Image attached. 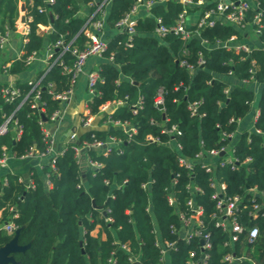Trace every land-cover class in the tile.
<instances>
[{
  "label": "trees",
  "instance_id": "1",
  "mask_svg": "<svg viewBox=\"0 0 264 264\" xmlns=\"http://www.w3.org/2000/svg\"><path fill=\"white\" fill-rule=\"evenodd\" d=\"M101 3L104 0H97ZM160 1V0H155ZM198 1V0H196ZM204 8L214 6L215 0H208ZM247 14V21L253 25L254 16L261 12L262 33L258 37L260 45L253 44L250 54L235 52L221 47H213L217 40L227 41L236 35L245 39L244 33L225 23L218 22L214 27L202 30V37L209 42L206 46L197 38L183 41L174 32H168L162 38L156 35V18L163 19L164 24L172 26L184 5L181 1L156 3L150 10L142 9L138 15L133 45L127 46L128 33L118 30L116 24L131 10L136 0H107L106 27L115 30L107 35L109 50L100 64L103 82L96 85V94L89 101L90 112L106 119L127 121L137 127L131 137L123 129L107 128L83 132L80 140L95 138L106 140L113 135L123 140L122 154L112 151L104 155L98 150H89L88 155L102 163L99 170L88 168L86 181H82V166L75 158L72 146L56 158L57 172L52 174L54 188L47 190L43 174L34 170L36 187L25 189L18 181V176L7 173L8 184L0 179V228L8 220L9 207L15 205L19 215L14 218L18 228L19 244L31 247L24 253H16L21 264H135L130 255H138L142 264H159L160 253L156 246L158 234L162 238L176 239L171 233V225H179L174 208L167 200V190L175 192L181 209H186L185 202L190 196L187 183L194 178L204 193L197 199L205 207V219L208 230L212 233L213 248L210 250L209 264H227L222 257L231 250L224 247L228 234L214 227L210 215L214 212V201L207 172L201 165H195L189 172L178 163L177 152L165 143H151L148 136L160 137L163 142L172 135L162 132L164 127L176 125L181 134L175 135L183 145L182 153L188 157L201 149L219 147L230 142L222 139L221 133H232L238 128V120L250 114L254 103L260 114L255 121V130L242 133L235 145V153L240 162L251 158L244 165L235 169L231 166H218L215 176L227 184V193L243 194L248 187L258 186L264 189V0H252ZM91 0H55L48 5L44 0H27L25 3L27 22L30 31L26 35L24 54L9 68L11 74L20 73L26 68L25 59L35 50H41L47 43H55L59 38L66 42L76 40L77 45L87 41L82 28L88 16L94 12L89 7ZM20 0H0V33L7 35L16 29L20 16ZM38 6H45L48 12H41ZM88 8V12L84 10ZM192 9H188L191 13ZM50 13L53 14L51 18ZM51 26L45 36L38 33L39 26ZM251 42V41H250ZM205 57L204 66H197L191 71L181 65L182 60L197 65L199 53ZM114 54V61L109 57ZM60 54L56 51V55ZM65 63H72L74 56L70 51L61 56ZM253 61L255 62L253 64ZM256 68L250 73L251 68ZM233 70V76L229 71ZM254 77L260 87L255 92L253 83L244 84L243 80ZM53 81L55 92L61 93L70 87V79L63 74V67L57 63L47 73L41 90V101L45 103V114L49 117L60 108V103L46 88ZM8 83L0 85V90ZM22 95L12 103L0 94V125L3 113H14L23 125V134L15 139L12 131L0 137V155L3 147L17 155H23L32 147L44 149L43 129L40 125V110L32 107V95L19 107L24 96L31 90L28 83H20ZM230 87L229 92L226 90ZM163 90L164 109H160L156 100ZM123 100L124 104L112 113L104 114L101 107L107 103ZM142 100V104L133 108ZM198 102L197 113L192 114L189 105ZM166 118H163V115ZM95 134V137L93 136ZM49 168L46 167L47 171ZM191 174V175H190ZM178 176L176 185H172ZM153 180L146 188L143 183ZM107 181H109L107 183ZM114 195V197H111ZM95 204V205H94ZM105 208H110L108 216L113 222L105 220ZM127 210H130L128 213ZM249 217L243 216L245 223ZM255 223L252 221L250 225ZM260 237L248 250L256 264H264V218L257 221ZM100 227L97 235L92 232ZM158 230V233L154 232ZM15 233V232H14ZM13 234L0 229V246L10 241ZM105 234V238H102ZM128 244L131 253L121 247ZM245 243L240 240L234 244V252L242 254ZM194 244L178 242V249L171 251L173 264H184L188 251ZM112 259V261H110ZM243 264H253L244 261Z\"/></svg>",
  "mask_w": 264,
  "mask_h": 264
},
{
  "label": "built area",
  "instance_id": "2",
  "mask_svg": "<svg viewBox=\"0 0 264 264\" xmlns=\"http://www.w3.org/2000/svg\"><path fill=\"white\" fill-rule=\"evenodd\" d=\"M33 1V0H30ZM169 0H136V3L131 8V10L123 17L117 24L118 30H122L128 33L127 46L131 47L133 45V37L136 33V25L138 22V15L140 11L144 8L150 10L153 5L159 2H165ZM171 1V0H170ZM181 1L184 5L183 10L179 13L176 22L172 26H167L164 24L163 19L160 17L156 18V35L160 38L165 36L168 32H174L175 35L180 37L183 41L188 42L191 38H195L194 35L198 34L201 36V43L208 46L209 42L202 37V30L207 27H214L218 22L225 23L227 25H233L234 27L240 29L245 36V39L239 40L236 35L231 36L227 41L217 40L213 47H221L229 50H233L237 53L244 52L250 54L254 47L251 41V29L252 37L258 39L259 35L262 33V23L261 12H258L254 16L253 25L247 21V14L249 9L254 6L252 0H215L214 6L210 8H204V5L209 3L208 0H173ZM49 6L52 5L55 0H44ZM107 0L98 3L97 0H91L89 6L94 7L95 10L88 16L86 23L82 28V32L86 35L87 41L84 45H77L75 39L66 42L64 38H59L55 43H48L45 51V55L41 54V50H35L29 54L25 59V64L31 65L35 61L39 60L46 63V68L42 74L38 77L31 79L28 85L31 86V90L26 94L21 101L19 107L31 96L34 91L35 94L32 95V107L38 108L40 110V125L43 129V140L46 147L44 149H38L37 147H32L23 155H17L15 152L10 151L6 146L3 147V152L0 155V168L9 169L10 160L12 159H35V167L44 172L45 186L47 190L54 188V182L52 180V174L57 172L56 158L62 155L67 150V144L62 149H57V138L55 134L51 131V128L55 129L57 126L61 125L63 119V106L65 103L70 102L75 94V87L77 81L82 74L86 73L87 65L91 57L104 58L105 54L109 50L108 41L104 37V29L107 23ZM191 8L192 12L188 13V9ZM41 12H48L45 6H38ZM30 19V18H29ZM40 27V26H39ZM30 28L28 26L26 34H28ZM7 35H2L0 33V46L7 40ZM27 42V38L24 39V44ZM264 43V42H263ZM56 51L60 54L57 56ZM70 51L74 56L72 63H65L61 56L66 52ZM24 54V53H23ZM23 54L18 57L21 59ZM110 61H114V54L109 57ZM206 60L202 52L199 53V59L197 65L190 64L186 60L181 61L182 66L188 67L191 71H194L197 66H204ZM59 63L63 67V74H67L70 79V87L61 92H55L56 84L53 81L48 82L46 88H49V92L57 99L60 103V108L55 110L49 117L45 114V103L41 101V88L43 86L44 78L50 69ZM255 62L253 61V64ZM6 68H8L6 66ZM8 70V69H7ZM256 68H251L250 73H254ZM233 76L234 71L231 70L228 73ZM88 76V90L91 97L94 96L96 92V85L98 82H103L104 79L100 74V67L90 70L87 72ZM244 84L250 85L252 83H257L254 77L247 78L243 80ZM229 88L226 92H229ZM0 94L4 99L12 103L16 98L22 95L21 89L17 85L4 86L0 90ZM92 99V98H91ZM90 99V100H91ZM85 103L84 111L81 116V128L86 131L97 130L94 125V120L97 115H93L90 112L89 101ZM117 105H123V100L115 101ZM108 104V103H107ZM107 104L101 107V111L106 110ZM142 104L140 100L137 104L133 105L136 108ZM156 104L164 106V95L163 90L159 91ZM198 102L189 105V109L192 114L197 113ZM164 109V108H163ZM114 111V110H113ZM111 111L110 113H112ZM260 110L257 109L255 119L258 118ZM43 116L47 118L45 121ZM4 118L3 123L0 125V137L12 131L15 139H19L23 134V125L19 122L18 118L15 117L14 113L7 115L2 114ZM242 119L238 120L241 121ZM256 121V120H255ZM106 123L111 125L113 128H121L125 130L131 137L137 132V127L132 126L127 121L115 120L111 116L106 118ZM257 133L263 134L259 129H253ZM162 132L172 135V137L163 142L160 137L148 136V141L151 143H165L173 151L177 152L178 163L181 167L185 168L189 172L193 171L195 165L199 164L211 175L209 177L210 185L214 188V192L211 195L212 201H214V212L210 215V222L214 227L221 229L224 233L228 234V239L224 241V247H230L224 253L222 259L227 264H243L244 261H250L253 264L256 262L250 258L248 254V249L255 244L259 239L261 231L257 224L260 218H264V189H260L258 186L248 187L245 189L243 194L237 193L234 195H229L227 193V184L224 181H220L216 178L215 172L218 166H231L232 169L237 168L241 164L244 165L251 158H247L244 162H240L235 153V146L232 145V140L236 132L232 133H221L222 139H230L228 143H225L219 147H214L207 149L204 147L203 142H201V149L194 155V157H188L182 153L183 145L178 141L175 135L181 134V131L176 125L171 127H164ZM81 133L78 131L70 132L68 136V143H74L72 149L75 152V158L77 162L82 165V158L86 155L88 168H93L99 170L102 167V163L92 159L88 155L89 150H98L104 155H108L112 151H117V153L122 154L124 149L122 147L123 140L116 136H109L105 141L94 139L90 141L88 139L80 140ZM95 137V134H93ZM49 169L46 171L45 168ZM11 174L17 175L13 172ZM191 175V174H190ZM18 176V181L22 183L25 189H34L36 187V177L34 175V170H31L27 177L21 175ZM83 180L78 184V188H81ZM109 181H107L108 183ZM153 180L144 182L142 185L146 188L151 184ZM178 182V176L174 177L172 180V185H176ZM3 184H8V179L5 176L3 178ZM186 189L190 196L187 198L185 205L186 209H181L180 202L177 200L175 192L173 190H167V200L171 207L174 208V212L177 215L179 225H171V233L175 235L176 239L170 240L168 238L160 237L158 234L156 240V246L159 249L160 258L159 264H173L171 262V251L178 249V242L184 241L187 244H194V248L188 251L185 258L184 264H209L211 259L210 250L213 248L212 233L208 230V222L205 219V207L197 199L198 195L204 193L203 188L194 181L191 180L187 183ZM114 197V195H111ZM110 208H105V220L107 222H113V218L108 216L110 213ZM9 217L7 222L0 228L9 234H13L18 228L14 222L19 213L15 205L9 207ZM129 213L130 210H127ZM243 216L249 217L248 223L243 220ZM254 221L252 225L250 223ZM155 233H158L157 229H154ZM242 240L245 243L243 252L240 255L234 252V244ZM121 247L127 252L131 253V249L128 244H121ZM112 261V259H110ZM130 261L137 264L141 262L138 255L131 254Z\"/></svg>",
  "mask_w": 264,
  "mask_h": 264
},
{
  "label": "crops",
  "instance_id": "3",
  "mask_svg": "<svg viewBox=\"0 0 264 264\" xmlns=\"http://www.w3.org/2000/svg\"><path fill=\"white\" fill-rule=\"evenodd\" d=\"M27 0H20L19 6H20V16L16 23V29L10 31L7 33V40L3 43L2 46H0V85H3L5 83H8L9 85H17V84H24L28 83L31 79L38 77L40 74H42L46 68V63L42 61H35L31 65H27L24 70H22L20 73L17 74H11L9 72V68L12 66V64L18 60V57L24 53V39L26 37V32L28 29V20L29 18L26 15V8L24 11L21 10V6L26 3ZM90 7V6H89ZM84 10L85 13L88 12V8ZM51 26L46 25H40L38 33L41 35H46L48 32H50ZM252 33V29L250 30ZM115 33V30L111 29L110 27H105L104 29V37H107V35ZM250 33L251 36V42L253 44L260 45L257 38L252 37L253 35ZM47 42L41 49V54L45 55V51L47 48ZM103 61V58L100 57H91L89 59L87 70H93L98 67H100L101 62ZM6 66L8 68H6ZM8 69V70H7ZM87 71V72H88ZM87 72L82 74L79 80L77 81L76 87H75V94L73 99L65 103L63 106V119L61 125L57 128H51V131L55 134V137L57 138V149L60 150L66 144H68V136L70 132L72 131H78V133H83L84 130L81 128V116L84 111V106L87 100H90L91 94H89L88 90V76ZM254 90L256 93L260 90V87L257 83H253ZM230 89V87H229ZM119 105L116 104V102L108 103L106 106V110L103 111L104 114H109L111 111L115 110ZM258 106L254 103L253 109L250 112L248 116H246L244 119L239 121L238 128L235 131V136L232 140V145H236V143L239 141L242 133L245 131H252L255 128V116ZM94 125L97 129H107L111 128L112 126L106 123V119H103V117L96 116L94 120ZM113 129H119V128H113ZM121 129V128H120ZM36 161L35 159H12L10 160L9 169H1L0 168V179H3L7 173H15L17 175H21L23 177H27L31 170L36 169L38 172L43 174V180H45L44 172L39 170L35 167ZM82 180L86 181V173L88 169L87 165V157L86 155L82 158ZM3 217V212L0 211V219ZM6 221H3L1 226H3ZM100 227H97L92 233L94 235H97L99 232ZM105 234H102V238H105Z\"/></svg>",
  "mask_w": 264,
  "mask_h": 264
},
{
  "label": "water",
  "instance_id": "4",
  "mask_svg": "<svg viewBox=\"0 0 264 264\" xmlns=\"http://www.w3.org/2000/svg\"><path fill=\"white\" fill-rule=\"evenodd\" d=\"M21 10L22 11L25 10L24 5L21 6ZM50 16H51V18H53L52 13H50ZM194 37L197 38L198 40L202 39L201 36L198 34H195ZM159 108L163 109L164 106L160 105ZM163 118L164 119L166 118L165 114L163 115ZM43 119L45 121L47 120V118L45 116H43ZM111 130H113V127H111ZM20 230H21V228H17L15 233H14V237L10 241L5 243L4 245L0 246V264H21V262L16 259L15 254L16 253H24L27 249H29L31 247L32 243L30 242L27 245L19 244L18 239H19ZM137 264H141V263L138 262Z\"/></svg>",
  "mask_w": 264,
  "mask_h": 264
},
{
  "label": "rangeland",
  "instance_id": "5",
  "mask_svg": "<svg viewBox=\"0 0 264 264\" xmlns=\"http://www.w3.org/2000/svg\"><path fill=\"white\" fill-rule=\"evenodd\" d=\"M254 38H256V37H254Z\"/></svg>",
  "mask_w": 264,
  "mask_h": 264
}]
</instances>
